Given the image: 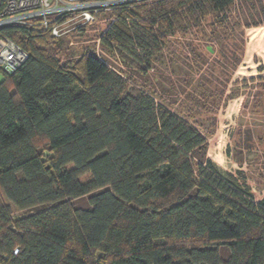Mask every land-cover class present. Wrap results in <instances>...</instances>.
Segmentation results:
<instances>
[{"label":"trees","instance_id":"1","mask_svg":"<svg viewBox=\"0 0 264 264\" xmlns=\"http://www.w3.org/2000/svg\"><path fill=\"white\" fill-rule=\"evenodd\" d=\"M239 2L150 0L118 15L129 23L103 49L140 77L90 54L60 64L49 38L12 36L29 57L0 75V191L31 214L14 221L0 197V264H264V199L207 157L229 101L264 117V76L229 89L245 30L264 26ZM260 127L231 134L239 169L264 157Z\"/></svg>","mask_w":264,"mask_h":264},{"label":"built area","instance_id":"2","mask_svg":"<svg viewBox=\"0 0 264 264\" xmlns=\"http://www.w3.org/2000/svg\"><path fill=\"white\" fill-rule=\"evenodd\" d=\"M146 1L150 0H0V75L14 74L29 57L12 39L19 33L73 46L79 35L94 32L95 47L89 54L106 64L102 40L119 20L129 23L118 15Z\"/></svg>","mask_w":264,"mask_h":264},{"label":"rangeland","instance_id":"3","mask_svg":"<svg viewBox=\"0 0 264 264\" xmlns=\"http://www.w3.org/2000/svg\"><path fill=\"white\" fill-rule=\"evenodd\" d=\"M237 6V13H245L246 15H248L250 22H252L253 20H255L256 22H261L264 19V0H262L261 3L258 0H241V2H239ZM257 28L264 31V26ZM255 29L251 28L250 30H245V48L243 60L233 74L229 89L236 81L264 76V60L259 56L252 55L251 57L250 54L246 51L248 42L246 35L249 31H254ZM95 37L96 34L94 32H84L76 39H74L73 46H69L67 42H60L61 44L58 45L57 43L59 42L52 41L51 39H47V42H55L52 46L54 49L53 52L55 54V57L60 59V64L69 63V65L76 66L78 62L84 57V55L89 54V52L94 49ZM176 38L177 37L171 38V40L173 41ZM227 43L231 44L229 41H227ZM215 49L218 50V48ZM104 54L105 56H103V58L108 61L109 68L112 72L118 75L140 77V75L137 74L138 71L136 72L120 66V62L117 60V57H113L107 50L104 51ZM112 62L116 63L117 68L109 64ZM259 69H261V72H259ZM150 74L151 76H155L154 71H150ZM165 74L168 75L167 72ZM193 75L195 76V78H197L199 74L194 72ZM242 103V98L231 100L228 102L226 109L222 110L219 113L217 131L214 136L208 139L209 148L207 157L220 170L224 172L235 174L236 170H241L248 178L247 184L251 189V194L253 195L255 203H259L264 199V157H260L259 160L252 163L250 168L244 166L243 168L239 169L238 165L225 154L227 147L232 142L231 134L232 136L234 134V140H242V138H244V134L237 135L235 134V132L238 128H245L252 123H258L261 126V133L258 134V137L261 138L264 142V117H260L258 118L257 122H254L251 116L242 111ZM42 144L43 141H41V145ZM260 148L262 151L264 150V147ZM43 156L50 157V154L46 149L43 150ZM245 157H249L247 153H245ZM238 178L241 179L240 176H238ZM89 179V176L82 177L81 182H87ZM0 197L3 199L6 205H9L11 207L12 218L14 221L27 217L31 214V212L28 211H18L4 198L1 191Z\"/></svg>","mask_w":264,"mask_h":264},{"label":"bare ground","instance_id":"4","mask_svg":"<svg viewBox=\"0 0 264 264\" xmlns=\"http://www.w3.org/2000/svg\"><path fill=\"white\" fill-rule=\"evenodd\" d=\"M246 36L248 41L246 51L251 57L252 55L259 56L264 60V31L257 28L249 31Z\"/></svg>","mask_w":264,"mask_h":264}]
</instances>
